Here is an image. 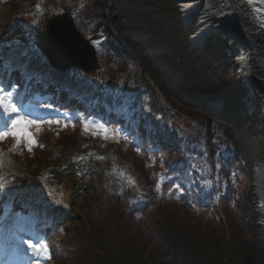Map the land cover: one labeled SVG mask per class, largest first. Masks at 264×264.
I'll use <instances>...</instances> for the list:
<instances>
[{"label": "trees", "instance_id": "1", "mask_svg": "<svg viewBox=\"0 0 264 264\" xmlns=\"http://www.w3.org/2000/svg\"><path fill=\"white\" fill-rule=\"evenodd\" d=\"M60 1L0 0V81L22 103L69 121L32 120L31 151L13 149L11 135L0 140L15 164L7 178L20 189L11 206L27 220L39 219L52 181L73 185L70 204L53 202L59 217L40 220L38 236L57 230V256L38 264H73L64 241L77 264H264L247 194L252 168L264 162V128L245 112L224 41L190 51L193 29L183 28L172 0H104L105 11L101 0ZM63 13L95 48L99 68L88 77L50 70L35 47L47 17ZM212 101L225 106L215 117ZM183 118L194 121L191 132L178 127Z\"/></svg>", "mask_w": 264, "mask_h": 264}, {"label": "rangeland", "instance_id": "2", "mask_svg": "<svg viewBox=\"0 0 264 264\" xmlns=\"http://www.w3.org/2000/svg\"><path fill=\"white\" fill-rule=\"evenodd\" d=\"M54 1H56L57 3H60V4H62V2H63L60 0H54ZM172 1L175 2V7L177 8L178 17L181 19V23H182L183 28L187 29L188 27H191L193 29V33L188 37V40H190V42H191V43L189 42L191 44L190 45V51H191L192 48L196 47L195 44L192 43L193 42L192 38L195 36V34L198 31L197 25H198L199 19L197 18L194 20L187 21L185 23L183 15H182L183 10L181 9L179 2H177L176 0H172ZM101 3H102V7H103L104 6L103 5L104 0H103V2L101 0ZM102 10H103V8H102ZM59 15H63V14H59ZM52 16H54V15L53 14L50 15L49 17H47V19L51 18ZM23 21L25 23H29V22H31V18L30 19L29 18L23 19ZM75 26H76V24H75ZM76 29H77L78 33L80 34L77 26H76ZM81 36H82V34H81ZM215 38L219 39V40L222 39V41H224L225 45H223V48H225L224 52L227 56V61L229 63V67L227 69V72H229V74L232 76L234 75V77H236L238 79V81L241 83L244 90H246L247 95H246V98L243 102H244V105H246L245 106V112H246L247 116H251L250 113H252V112H255L256 114H258L260 119H261L262 126L264 128V101L262 99V96L259 95V93L254 91L253 88L251 89V83H252L251 80L247 76L244 75L242 70H240L241 60H238L240 57V49L236 47V44L234 43L233 38L227 34H224V32H222V31H220V32L214 31V32L209 33V35L206 38H204L203 44L199 47L204 46L206 41L214 40ZM199 47L196 49H199ZM9 57L10 56H7V59H9ZM140 76H141L140 82L142 84V78L144 75L141 74ZM144 77L147 81L146 76H144ZM147 83H148V81H147ZM148 85H149V83H148ZM0 88L4 89L2 82H0ZM151 89H152V87H151ZM152 90H153V94L155 95L154 89H152ZM155 97H156V95H155ZM12 101H13V103L15 102L19 108L18 114H12L11 118L4 115V114H0V124L1 123L4 124V122L8 120L5 127L2 130H0V132L7 131L8 128L11 126V119L13 117H16V116L21 115V114L22 115L25 114V116L30 118L31 120H36L37 123H39L41 125H43V123H44L43 120H45L46 118H53V117H50V115L54 116V118H58V115L56 116V114L51 112V111L38 109L35 107H31L29 105L25 106L22 110H20V104L16 102V98H14V96L12 98ZM254 105H255V107H254ZM214 107H215V109L212 108L211 114H210L212 117H213V115L215 117L216 116L215 114L218 115L221 112H223L225 106L223 105L222 109H220L217 106H214ZM56 122L63 123L65 121L58 118L56 120ZM68 122H65V123H68ZM81 123H82V125L85 126V128H87V132H86L87 134H94L97 138H101V139L103 138L104 140H107L106 141L107 143H112V142L114 143L119 138L118 136L114 137V135H112L111 133L106 131L104 129V127L101 128V126H96V125L87 126V124L85 122H81ZM48 125H51V124H48ZM193 126H194L193 120H187L184 118L180 121V123L178 125L179 128H181L182 130H185L187 132H191V130H192L191 128ZM253 126L254 127L252 128V130L255 131L254 128L256 126L255 125H253ZM48 127H50V126H48ZM256 128L258 129V127H256ZM0 156H1L0 157V190L2 191V193L4 195L3 196L4 199L1 203L3 205V208L1 210H2L3 215H5L3 221L0 222V238H1V240L5 241L7 243V242H11L10 239H13L15 237L14 235H16V236L27 235L30 233V234H32V236H34V232L36 230L39 231V228L37 227L39 224V221H36V222L29 221L26 219L27 217H25L26 213L22 215L21 213L15 212L14 209L12 208L11 202L14 199L16 192L19 193L20 189L17 187L16 183H12L11 179H8L7 177H11L12 175L16 174L15 164L6 152L1 153ZM260 167H264V162L259 161V163L254 165V167L252 168L253 175L255 172L254 170L258 169ZM252 183L253 182L251 180V184ZM53 184H54V186L52 187V190H50L49 194L46 195L45 198L41 199V201L47 200V203H45V204L42 203V210L39 213V216H38L39 218L41 217L44 219H50V217H56V218L59 217V213H57V211H56L57 206H55V204H53V202L57 203L60 206L62 204L67 205V204L71 203L70 200L72 197L73 185L70 184L67 180H66V183H62L61 181L54 180L51 182V185H53ZM251 184L249 183V188H248L249 190L247 191V194H248V198H249V205H251L253 208V216H254L253 225L258 229L259 236L263 242L262 244H264V237H263L262 229L260 227H258L259 218L256 215L257 204L255 205L256 201L254 200L253 193H252V190L250 188ZM36 214L37 213H34V215L32 217L37 216ZM46 230H47L46 232L44 231L45 236L41 237V239L47 245V253L45 255H47V256L52 255V256L56 257L57 256V247H55L53 245L54 241L56 243V240L55 239L52 240L51 239L52 236H50V234L56 233L57 230L54 226L48 227ZM62 233H65L67 239H69L71 237L67 233V231L66 232L62 231L59 235H62ZM15 238H17V237H15ZM64 243L66 245L65 246L66 250H64V255L66 257H69V259L71 260V262L73 264H77V262H74V260L76 258L75 255H76L77 250H72V249L68 250V247H70V246H67V242L64 241ZM21 246L23 247V245H21ZM23 249L26 250V248H24V247H23ZM42 255H44V254L36 255L29 249L26 257H20L16 261H13V264H27L30 262H31L30 264H38V259L41 258ZM259 257H261L260 254H259ZM36 258H38V259H36ZM261 260H263V257H261ZM262 262H264V260ZM256 263H257V261H256Z\"/></svg>", "mask_w": 264, "mask_h": 264}, {"label": "bare ground", "instance_id": "3", "mask_svg": "<svg viewBox=\"0 0 264 264\" xmlns=\"http://www.w3.org/2000/svg\"><path fill=\"white\" fill-rule=\"evenodd\" d=\"M176 1L179 2L183 10L182 15L185 23L199 19L198 31L192 38V43L195 46L203 42L204 38L214 31H222L233 38L236 47L240 49V57L238 59L241 60L240 70L251 80V89L253 88L254 91L259 93L264 101V0ZM102 8L105 11L104 6ZM259 126L262 128V123ZM254 171L253 183L250 188L256 201L255 205L257 204L258 227L262 229L264 237V167ZM3 245L4 243L1 242L0 246Z\"/></svg>", "mask_w": 264, "mask_h": 264}, {"label": "water", "instance_id": "4", "mask_svg": "<svg viewBox=\"0 0 264 264\" xmlns=\"http://www.w3.org/2000/svg\"><path fill=\"white\" fill-rule=\"evenodd\" d=\"M45 24L46 29L42 36L36 37V47L42 57L47 60L49 69L61 73L78 70L84 76L98 70L94 47L78 33L68 13L54 15L48 18ZM202 44L203 42L198 43L193 49ZM142 85L151 88L144 76Z\"/></svg>", "mask_w": 264, "mask_h": 264}, {"label": "snow or ice", "instance_id": "5", "mask_svg": "<svg viewBox=\"0 0 264 264\" xmlns=\"http://www.w3.org/2000/svg\"><path fill=\"white\" fill-rule=\"evenodd\" d=\"M241 59H243V57H241ZM12 98V92L0 88V114H4L10 118L12 117V114H18V108L11 102ZM50 123L52 122L50 121ZM34 127L37 130L39 128V126L35 124V121L12 118L11 126L8 130L0 132V140L4 139L8 135H11L16 141L13 145V149L23 143L25 147L31 151V148L35 146L36 143L33 132L31 131ZM85 130L87 131V128H85ZM25 243L28 244L29 249L36 255L47 253V245L42 239L36 242L25 241Z\"/></svg>", "mask_w": 264, "mask_h": 264}]
</instances>
